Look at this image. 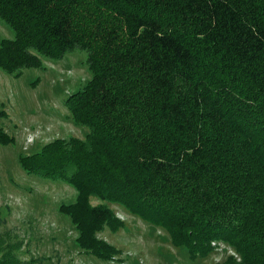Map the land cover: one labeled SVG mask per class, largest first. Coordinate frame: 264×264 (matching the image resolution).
Returning a JSON list of instances; mask_svg holds the SVG:
<instances>
[{"label": "trees", "instance_id": "16d2710c", "mask_svg": "<svg viewBox=\"0 0 264 264\" xmlns=\"http://www.w3.org/2000/svg\"><path fill=\"white\" fill-rule=\"evenodd\" d=\"M0 19L9 74L87 51L90 76L63 99L85 137L19 155L76 189L60 209L81 246L122 251L97 237L117 204L192 259L223 244L213 264H264V0H0Z\"/></svg>", "mask_w": 264, "mask_h": 264}, {"label": "rangeland", "instance_id": "374dc122", "mask_svg": "<svg viewBox=\"0 0 264 264\" xmlns=\"http://www.w3.org/2000/svg\"><path fill=\"white\" fill-rule=\"evenodd\" d=\"M3 36H12V30L0 19ZM86 57L85 49L75 48L59 59H42L41 66L23 67L17 76L0 68V133L14 138L0 137V259L13 264H213L223 258L230 249L222 244L209 256L192 259L166 230L117 204L111 206L121 224L104 223L97 237L122 251L112 258L96 255L78 243L76 224L60 209L75 199L76 189L21 167V153L54 137H85L89 127L73 122L63 99L89 78Z\"/></svg>", "mask_w": 264, "mask_h": 264}]
</instances>
